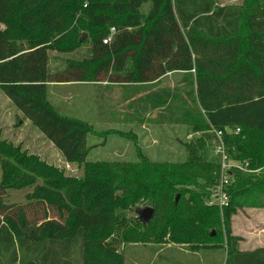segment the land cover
<instances>
[{
  "label": "trees",
  "instance_id": "16d2710c",
  "mask_svg": "<svg viewBox=\"0 0 264 264\" xmlns=\"http://www.w3.org/2000/svg\"><path fill=\"white\" fill-rule=\"evenodd\" d=\"M146 4L150 11L143 16ZM0 25L6 27L0 29L1 91L68 164L85 167L81 179L45 164L40 169L55 176L73 206L60 194L45 198L41 188L37 199L10 204L7 187L0 184V264H81L82 258V264H92L98 249L107 264H124L114 245V233L124 228L116 212L141 202L156 211L178 194L180 199L190 194V206L172 203L171 236L206 240L223 221L225 264H264V249L242 252L229 228L245 200L255 204L264 197V147L251 144L264 134V0L224 7L216 0H0ZM111 28L116 33L106 45ZM84 34L91 43L90 61L52 73L49 53L75 51ZM171 72L193 79L187 96L197 107H183L182 117L193 132L202 133L184 144L187 160L181 163L153 162L140 152L137 163L123 166L87 163L89 124L59 114L48 100L51 83L108 77L112 83L153 84ZM179 98L170 89H158L144 102L165 122L168 112L178 118L172 107ZM212 127L240 129L225 135L229 155L262 169L259 174L237 171L222 209L207 206L196 191L210 194L218 185L219 164L207 160ZM7 151L30 164L19 148ZM33 162L30 166L38 169L39 161Z\"/></svg>",
  "mask_w": 264,
  "mask_h": 264
},
{
  "label": "rangeland",
  "instance_id": "374dc122",
  "mask_svg": "<svg viewBox=\"0 0 264 264\" xmlns=\"http://www.w3.org/2000/svg\"><path fill=\"white\" fill-rule=\"evenodd\" d=\"M216 1L218 6L224 7L240 6L245 0ZM149 11L150 4L144 5L143 16ZM0 29L6 27L0 25ZM84 35L87 36L81 41ZM84 35L79 39L80 47L75 51L49 53V69L52 73H60L69 63L90 61L91 43L88 34ZM192 75L195 76V72ZM192 81L187 74L172 72L153 84L112 83L108 77L99 81L87 79L77 83H51L48 86V100L59 114L89 124L87 163L123 166L137 163L139 152L153 162L181 163L187 160L184 144L202 135L201 132H193V127L182 117L183 107L185 110L189 106L197 107L187 96L193 87ZM158 89H170L180 96L172 107L177 119L170 117L171 112H168L162 117L165 119L162 122L158 118L159 110H150L145 104V96ZM2 143L13 149L19 148L21 153L30 157V164L35 163L34 159L38 160L36 166L39 168L18 162L15 154L7 151ZM251 144L264 147V134L253 137ZM210 159L211 150L207 149V160ZM42 164L60 171L68 178L81 179L85 174V167L68 164L59 150L23 117L0 89V184L7 187L6 201L19 204L25 203L27 199H37L41 188L46 191L45 198L60 194L67 204L73 206L64 188L60 190L55 185V176L40 172ZM215 189L210 194L207 189L196 191L209 206L215 200L211 195ZM177 197L174 195L172 200L159 205L147 227L136 222L139 218L138 208L152 207L146 202L116 212L118 225L124 222V228L114 233V245L116 254L123 257L124 264H225L227 253L222 245L226 244V230L223 221L220 226L211 229L206 240L197 236L188 239L183 234L171 236L172 230L167 225L173 216L172 203L176 202ZM189 197L190 194L181 199L179 197L185 208L190 206ZM254 203L245 200V205L231 218L230 232L232 237L238 239L240 250L264 246V197ZM212 232L213 238L210 237ZM95 254L92 264L108 263L100 249L95 250ZM83 262L82 258L81 264Z\"/></svg>",
  "mask_w": 264,
  "mask_h": 264
},
{
  "label": "built area",
  "instance_id": "2783aa9c",
  "mask_svg": "<svg viewBox=\"0 0 264 264\" xmlns=\"http://www.w3.org/2000/svg\"><path fill=\"white\" fill-rule=\"evenodd\" d=\"M116 33L115 28H111L110 35L103 40V43L108 45L112 42L113 36ZM240 129L233 130L226 128L218 130L211 128L210 133L213 136L209 145L211 150V158L216 160L219 164V181L218 185L211 193L215 200L211 201L209 206H216L220 209L227 206L229 203V188L235 181V173L240 171L245 174H259L262 169H252L248 161H236L228 153L226 148L225 135L238 134ZM217 144V145H216Z\"/></svg>",
  "mask_w": 264,
  "mask_h": 264
},
{
  "label": "water",
  "instance_id": "95a60500",
  "mask_svg": "<svg viewBox=\"0 0 264 264\" xmlns=\"http://www.w3.org/2000/svg\"><path fill=\"white\" fill-rule=\"evenodd\" d=\"M86 36L87 35H84V38H82L81 41H83L86 38ZM178 201H179V196L176 199V203H178ZM137 213L139 215L138 220L142 221L144 224H148L154 218L155 209L149 206H142L137 209Z\"/></svg>",
  "mask_w": 264,
  "mask_h": 264
},
{
  "label": "crops",
  "instance_id": "0c3cea01",
  "mask_svg": "<svg viewBox=\"0 0 264 264\" xmlns=\"http://www.w3.org/2000/svg\"><path fill=\"white\" fill-rule=\"evenodd\" d=\"M172 73V72H171ZM170 74V73H168ZM157 82V81H156ZM259 249H264V246H258V247H255L254 249L252 250H241L242 252H254L256 250H259Z\"/></svg>",
  "mask_w": 264,
  "mask_h": 264
}]
</instances>
